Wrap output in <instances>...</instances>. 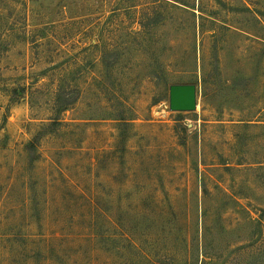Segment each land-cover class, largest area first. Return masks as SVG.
Returning a JSON list of instances; mask_svg holds the SVG:
<instances>
[{"label": "rangeland", "instance_id": "rangeland-1", "mask_svg": "<svg viewBox=\"0 0 264 264\" xmlns=\"http://www.w3.org/2000/svg\"><path fill=\"white\" fill-rule=\"evenodd\" d=\"M0 264H264V0H0Z\"/></svg>", "mask_w": 264, "mask_h": 264}, {"label": "water", "instance_id": "water-1", "mask_svg": "<svg viewBox=\"0 0 264 264\" xmlns=\"http://www.w3.org/2000/svg\"><path fill=\"white\" fill-rule=\"evenodd\" d=\"M197 108L196 84H173L170 86V110L194 111Z\"/></svg>", "mask_w": 264, "mask_h": 264}]
</instances>
